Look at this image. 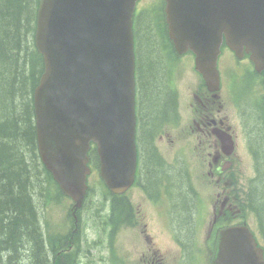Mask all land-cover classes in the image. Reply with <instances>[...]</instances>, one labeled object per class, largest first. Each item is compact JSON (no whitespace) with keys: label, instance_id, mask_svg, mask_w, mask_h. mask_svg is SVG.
Masks as SVG:
<instances>
[{"label":"water","instance_id":"obj_1","mask_svg":"<svg viewBox=\"0 0 264 264\" xmlns=\"http://www.w3.org/2000/svg\"><path fill=\"white\" fill-rule=\"evenodd\" d=\"M134 6L135 0H42L39 10L37 43L45 54L36 90L40 153L77 207L86 194L91 139L112 190H124L134 178ZM168 6L179 48L191 42L211 85L218 82L222 32L235 48L249 25L264 32V0H169ZM191 30L205 46L182 33ZM213 264H264L263 252L246 228H230Z\"/></svg>","mask_w":264,"mask_h":264},{"label":"flooded vegetation","instance_id":"obj_2","mask_svg":"<svg viewBox=\"0 0 264 264\" xmlns=\"http://www.w3.org/2000/svg\"><path fill=\"white\" fill-rule=\"evenodd\" d=\"M245 57L239 94L232 86L225 95L220 92L223 87L219 94L201 93L193 79L183 85L178 79L167 78L163 70L160 114L150 110L152 100L146 94L143 79L136 177L126 194L115 197L114 236L124 227L137 226L141 208L151 214L153 228L158 230L167 227L168 213L175 221L189 224V228L195 217L198 224L212 217L205 234L197 232L187 245L179 243L188 260L193 259L199 243L204 262H211L219 229L233 223L250 224L248 213L254 216L256 224L260 219L264 221V202L258 199L259 195L262 197L259 183L264 179V74L254 69L250 54ZM188 60L192 63L191 57ZM144 65L143 62V69ZM247 156L256 166L258 176L245 162ZM179 178L190 182L191 204L183 201L180 187L176 190ZM202 179L216 191L207 207L199 196ZM237 181L243 182L246 189H233ZM248 181L257 184L249 187ZM149 225L146 222L143 229L149 253L142 260L144 264H166L167 256L148 232Z\"/></svg>","mask_w":264,"mask_h":264},{"label":"trees","instance_id":"obj_3","mask_svg":"<svg viewBox=\"0 0 264 264\" xmlns=\"http://www.w3.org/2000/svg\"><path fill=\"white\" fill-rule=\"evenodd\" d=\"M38 1L0 0V264H51L48 237L32 192L41 173L40 163L38 173L36 167L32 104V90L43 70L42 57L33 44ZM146 21L144 87L151 96L150 110L160 114L164 66L150 21ZM259 184L262 197L258 199L264 202V179ZM68 262L57 260L56 264Z\"/></svg>","mask_w":264,"mask_h":264},{"label":"rangeland","instance_id":"obj_4","mask_svg":"<svg viewBox=\"0 0 264 264\" xmlns=\"http://www.w3.org/2000/svg\"><path fill=\"white\" fill-rule=\"evenodd\" d=\"M158 0H141L140 7L149 6L152 3H156ZM230 52L226 49L224 50V55H229ZM220 68L222 72V78L225 74L230 75L231 70L235 69L236 66L230 63H227L225 67L220 63ZM225 68V70H224ZM27 157V156H26ZM26 161L29 162L28 158ZM97 172L94 171L90 177V185L94 189L93 195L88 199V209L84 214V228L85 232L82 233V238L85 239L84 250L94 254L93 258L86 257L82 252L81 264H144L142 258L145 254H148L149 243L146 239V234L143 231L145 228L144 224L149 222L148 232H150L157 245L162 247L164 254L166 253V264H180V258L177 255V246H175L172 234L175 231V225L178 227L177 231L179 232V227L182 228V231L189 228V224L176 223L174 225V220L168 216V227L167 230L159 227V230L155 227L153 228L152 222L153 218L150 213H148L144 208H141L139 212V218L141 221L135 227H124L121 229L114 237H110L111 226L106 222L107 210L109 209V202L105 201L102 197L105 190L103 187H100V182L95 176ZM45 175L43 174V179ZM100 185H99V184ZM40 179L39 184L36 187V190L33 192V202L35 204L38 215L41 216V221H43V230L46 236L54 234V230H57L62 233H68L71 229V221L69 218V209L71 206V201L66 196L54 197V192L56 191L55 184L50 183L43 186V191L45 197L39 196L40 189ZM94 185L97 189L94 188ZM176 190L181 193L183 201L191 204V197L188 192L190 182H187L185 178H179L176 181ZM176 191V193H177ZM199 191L200 197L203 202L209 206L210 201L216 191H213L212 185L210 182H205L201 180L199 182ZM264 191V189H263ZM52 192L54 195H52ZM190 204L187 207L190 208ZM190 210L187 211V214ZM180 215H183V212H179ZM179 217V216H178ZM180 218V217H179ZM181 225V226H180ZM157 226V225H156ZM158 228V226H157ZM96 244V246H95ZM188 264V263H183ZM197 264H204L201 260H198Z\"/></svg>","mask_w":264,"mask_h":264}]
</instances>
